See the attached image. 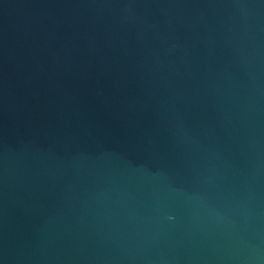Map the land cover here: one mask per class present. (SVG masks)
Wrapping results in <instances>:
<instances>
[{"label": "water", "instance_id": "95a60500", "mask_svg": "<svg viewBox=\"0 0 264 264\" xmlns=\"http://www.w3.org/2000/svg\"><path fill=\"white\" fill-rule=\"evenodd\" d=\"M0 264H264V0H0Z\"/></svg>", "mask_w": 264, "mask_h": 264}]
</instances>
